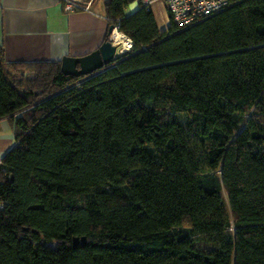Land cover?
Wrapping results in <instances>:
<instances>
[{
    "label": "trees",
    "instance_id": "obj_1",
    "mask_svg": "<svg viewBox=\"0 0 264 264\" xmlns=\"http://www.w3.org/2000/svg\"><path fill=\"white\" fill-rule=\"evenodd\" d=\"M130 1L90 74L0 46V264H264V0L163 31Z\"/></svg>",
    "mask_w": 264,
    "mask_h": 264
},
{
    "label": "crops",
    "instance_id": "obj_2",
    "mask_svg": "<svg viewBox=\"0 0 264 264\" xmlns=\"http://www.w3.org/2000/svg\"><path fill=\"white\" fill-rule=\"evenodd\" d=\"M86 1L88 10L67 12L63 0H0V46L4 64L60 61L63 56H83L96 50L108 31L105 0ZM139 6L140 0H131L124 11L129 14ZM149 9L159 31L165 30L170 25V17L164 2L153 0ZM111 40L116 44L112 36ZM117 44L119 53L130 45ZM15 142L10 118H1L0 159Z\"/></svg>",
    "mask_w": 264,
    "mask_h": 264
},
{
    "label": "built area",
    "instance_id": "obj_3",
    "mask_svg": "<svg viewBox=\"0 0 264 264\" xmlns=\"http://www.w3.org/2000/svg\"><path fill=\"white\" fill-rule=\"evenodd\" d=\"M146 8H150L153 0H141ZM169 13L170 23L179 27L188 26L209 15H212L230 4V0H161ZM63 8L67 12L89 9L86 0H63ZM117 25L114 26L116 29ZM113 29V30H114ZM131 46H128V48ZM127 48V49H128Z\"/></svg>",
    "mask_w": 264,
    "mask_h": 264
},
{
    "label": "water",
    "instance_id": "obj_4",
    "mask_svg": "<svg viewBox=\"0 0 264 264\" xmlns=\"http://www.w3.org/2000/svg\"><path fill=\"white\" fill-rule=\"evenodd\" d=\"M114 26H109V38L94 51L83 56H63L60 60V68L64 74L80 76L86 75L102 68L105 64L112 62L122 53L117 51V44L112 43L111 34ZM117 29V27H116ZM86 237L81 236L72 238V244L85 243Z\"/></svg>",
    "mask_w": 264,
    "mask_h": 264
},
{
    "label": "bare ground",
    "instance_id": "obj_5",
    "mask_svg": "<svg viewBox=\"0 0 264 264\" xmlns=\"http://www.w3.org/2000/svg\"><path fill=\"white\" fill-rule=\"evenodd\" d=\"M112 39L113 41L117 44V43H122L124 45H128L130 44V39L128 37H126L124 34H122L121 32H119L117 29H114L112 31ZM118 45V44H117Z\"/></svg>",
    "mask_w": 264,
    "mask_h": 264
},
{
    "label": "rangeland",
    "instance_id": "obj_6",
    "mask_svg": "<svg viewBox=\"0 0 264 264\" xmlns=\"http://www.w3.org/2000/svg\"><path fill=\"white\" fill-rule=\"evenodd\" d=\"M222 193H223V197H224V199L226 201V207L228 209L229 207H228V203H227V196H226L225 192H222Z\"/></svg>",
    "mask_w": 264,
    "mask_h": 264
}]
</instances>
